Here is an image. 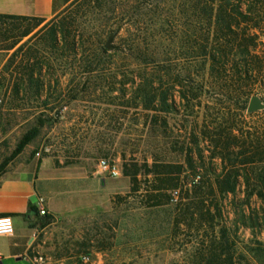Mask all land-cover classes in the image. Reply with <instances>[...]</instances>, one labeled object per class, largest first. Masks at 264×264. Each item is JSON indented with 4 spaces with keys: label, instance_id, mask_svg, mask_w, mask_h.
<instances>
[{
    "label": "rangeland",
    "instance_id": "rangeland-1",
    "mask_svg": "<svg viewBox=\"0 0 264 264\" xmlns=\"http://www.w3.org/2000/svg\"><path fill=\"white\" fill-rule=\"evenodd\" d=\"M109 18L96 11L81 14L71 24L65 48L59 35L58 47L51 45L49 31L59 21L53 19L13 50H0V165L25 133L43 124L34 141L11 161L35 166L40 178L38 197L51 217L46 225L32 221L31 261L207 264L224 231L233 264H263L264 257L255 248L258 243L264 245V202L257 195L261 192L264 198L257 180L264 171V155L249 167L250 188L245 191L239 179L235 194L223 200L221 217L214 214L210 224L202 221L206 208L199 200L208 195L214 172L218 174L221 167L220 159L213 156L218 126L230 116L249 138L250 152H256L257 138L264 144V108L245 113L238 110L233 96L224 98L207 89L187 108L180 103L176 87L169 89L171 110H163L158 99L146 109L135 94L141 76H153L156 94L169 88L167 79H155L162 76L159 69L139 65L126 46L123 53L112 55L110 50L126 32L116 36ZM122 20L125 29L143 19L139 16L129 22L126 16ZM33 25L15 23L11 34L18 36ZM76 28L85 36L83 54L70 46ZM130 29L133 38L134 27ZM113 32L109 54L99 58L98 47L105 48ZM259 42L252 57L259 56L262 67L253 73L251 99L264 105V37ZM20 46L22 51L14 54ZM38 62L43 64L41 90L29 81L30 70ZM224 106L229 115L223 118L219 109ZM261 146L259 151L264 150ZM100 160L115 164L120 175L101 173ZM125 166L136 173V192L123 174ZM155 171L169 174L163 180ZM248 192L255 194L247 201ZM242 215L258 219L260 226L241 225Z\"/></svg>",
    "mask_w": 264,
    "mask_h": 264
},
{
    "label": "trees",
    "instance_id": "trees-1",
    "mask_svg": "<svg viewBox=\"0 0 264 264\" xmlns=\"http://www.w3.org/2000/svg\"><path fill=\"white\" fill-rule=\"evenodd\" d=\"M63 3L65 4L63 10L53 18L59 21L49 31L51 45L58 47L56 43L59 35L62 47L67 46L71 24L81 14L90 11L108 14L110 29L113 26L116 36L122 30L126 32V36L119 37V45L110 50L112 55L123 53V47L126 46L129 55L134 57L139 65L155 66L159 69L158 73L162 76L155 79L160 82L167 79L169 88L160 90L156 94L157 90L152 88L153 76H141L135 94L145 104L146 109L158 99L163 110H171V106L167 104L169 89L179 87L180 103L183 106L185 104L187 108L192 107L191 103L198 98L199 93L207 89V93L224 98L228 95L233 96L238 104V110L248 112L253 73L255 70L259 73L262 67L259 56L253 58L252 54L262 43L259 42L260 37H264L262 36L264 0H63ZM126 16L129 17V22L139 16L143 20L131 21L132 24L124 29L122 18ZM148 17L150 19H145ZM68 19L71 22L65 21ZM18 22H34V25L20 32L18 36H13L11 32L16 29L14 25ZM43 23L45 22L39 18L0 15V43L4 44L0 50H13L23 38L29 36ZM132 26L136 33L133 38L130 34ZM77 29L79 28L73 31L70 43L71 49H74L76 54L85 48V36ZM12 38L13 40L7 44ZM98 48L99 58L109 54L105 48L101 46ZM22 49L23 47L20 46L14 54ZM96 59L98 58H95V61ZM172 66H178L177 71L172 69ZM42 67L43 64L38 62L33 65L29 73V81L40 90L43 88ZM195 83L197 87H193ZM228 109L225 106L219 109L223 118L229 115ZM224 120L225 122L218 126L219 129L214 134L216 152L213 156L220 159L221 167L218 174L213 171V182L207 188L208 195L199 200L200 205L206 208L204 211L206 218H202L206 224L214 220V214L218 217L222 216V202L229 194H235L236 187L240 185L239 179L245 191L250 188L249 167L255 161H261L264 155L263 149L259 151L260 146H264L261 139L257 138L256 152H250L249 138L244 135L238 124L234 125L230 116ZM42 125L40 122L37 127L22 136L11 155L0 165V175L7 165L34 141ZM123 174L130 178L131 191L136 192V173H130L125 166ZM153 174L161 175L164 180L166 179L164 176L169 173L155 171ZM257 180L260 191L264 190V171L258 175ZM254 194V192L246 193L247 201ZM257 195L264 202L261 192H257ZM153 198L155 199V196ZM30 215L34 220L41 221L42 225L48 224L51 218L49 215L41 216L35 206L30 208ZM241 217V225L245 227L255 229L260 226L258 219L254 221L250 216ZM220 239L219 248L214 251L212 259H209L207 264H233L232 256L228 253L230 249L228 238L224 231ZM255 251L264 257L263 244L258 243Z\"/></svg>",
    "mask_w": 264,
    "mask_h": 264
},
{
    "label": "crops",
    "instance_id": "crops-1",
    "mask_svg": "<svg viewBox=\"0 0 264 264\" xmlns=\"http://www.w3.org/2000/svg\"><path fill=\"white\" fill-rule=\"evenodd\" d=\"M64 6L63 0H0V15L39 18L47 22ZM39 179L35 166L29 161L11 162L0 175V216L11 217L14 229L12 236H0V264H34L29 257L35 234L30 208L37 207Z\"/></svg>",
    "mask_w": 264,
    "mask_h": 264
},
{
    "label": "built area",
    "instance_id": "built-area-1",
    "mask_svg": "<svg viewBox=\"0 0 264 264\" xmlns=\"http://www.w3.org/2000/svg\"><path fill=\"white\" fill-rule=\"evenodd\" d=\"M38 156V154H36ZM98 169L101 173L109 175L111 177H118L120 175L119 169L115 164H111L107 160H100L98 163ZM36 205L41 216L46 215L44 209V201L41 198L36 199ZM13 222L9 216H0V236H12L13 235ZM35 234H33L32 239L34 240ZM84 261L88 259L83 258Z\"/></svg>",
    "mask_w": 264,
    "mask_h": 264
},
{
    "label": "water",
    "instance_id": "water-1",
    "mask_svg": "<svg viewBox=\"0 0 264 264\" xmlns=\"http://www.w3.org/2000/svg\"><path fill=\"white\" fill-rule=\"evenodd\" d=\"M114 35H115V32H113L109 36V38L107 39V42L105 44V49L106 50L110 49L109 42L114 37ZM263 108H264V105L257 98H252L251 102H250V106H249L248 112H253L255 110H260V109H263ZM32 200H35V198H33Z\"/></svg>",
    "mask_w": 264,
    "mask_h": 264
}]
</instances>
